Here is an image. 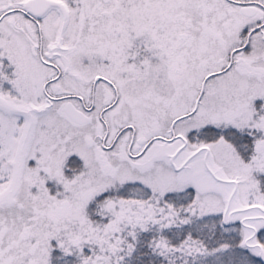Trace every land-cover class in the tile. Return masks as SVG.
Returning <instances> with one entry per match:
<instances>
[{"label":"snow or ice","instance_id":"1","mask_svg":"<svg viewBox=\"0 0 264 264\" xmlns=\"http://www.w3.org/2000/svg\"><path fill=\"white\" fill-rule=\"evenodd\" d=\"M0 264H264V0H0Z\"/></svg>","mask_w":264,"mask_h":264}]
</instances>
